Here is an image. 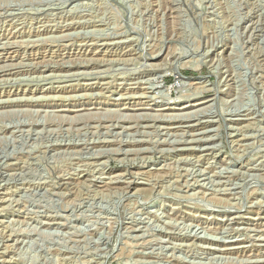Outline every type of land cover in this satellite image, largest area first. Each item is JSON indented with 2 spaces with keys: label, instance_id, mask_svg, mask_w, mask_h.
I'll list each match as a JSON object with an SVG mask.
<instances>
[{
  "label": "rangeland",
  "instance_id": "1",
  "mask_svg": "<svg viewBox=\"0 0 264 264\" xmlns=\"http://www.w3.org/2000/svg\"><path fill=\"white\" fill-rule=\"evenodd\" d=\"M0 264H264V0H0Z\"/></svg>",
  "mask_w": 264,
  "mask_h": 264
},
{
  "label": "bare ground",
  "instance_id": "2",
  "mask_svg": "<svg viewBox=\"0 0 264 264\" xmlns=\"http://www.w3.org/2000/svg\"><path fill=\"white\" fill-rule=\"evenodd\" d=\"M89 47H90V46H89ZM106 51H107V50H106ZM124 51H125V50H124ZM103 52H104V51H103ZM125 54H126V53H125ZM92 55H93V54H92ZM88 56H89V55H88ZM4 67H5V66H4ZM6 73H7V72H6ZM152 78H153V77H152ZM135 81H136V80H135ZM131 83H132V82H131ZM162 83H163V81H161V80H160V81H159V80L157 81V80H156L155 84H156L157 89H160V85H161ZM202 84H203V82H202ZM60 88H61V87H60ZM204 88H205V87H204ZM141 89H142V88H141ZM138 91H139V90H138ZM167 92H168L169 95L172 94V92H171L170 90L167 91ZM196 104H197V103H196ZM164 105H165V104H164ZM167 106H169V105H167ZM174 106L176 107L175 104H174ZM178 106H179V105H178ZM150 108H151V107H150ZM152 108H153V107H152ZM169 108H171V106H169L168 109H169ZM155 109H156V108H155ZM172 109H173V108H172ZM68 110H69V109H68ZM85 110H86V109H85ZM179 112H180V111H179ZM138 117H139V116H138ZM194 117H195V116H194ZM155 119H156V118H155ZM155 119H154V120H155ZM157 119H158V118H157ZM157 119H156V120H157ZM185 126H186V125H185ZM173 127H176V126H173ZM183 127H184V126H183ZM165 129H166V128H165ZM1 178H2V177H1ZM130 185H131V184H130ZM135 190H136V189H135ZM259 223H260V222H259ZM237 247H238V246H237ZM226 248H227V247H226ZM233 248H235V247H233ZM240 248H241V247H240ZM243 248H244V247H243ZM221 249H223V248H221ZM227 250H228V249H227ZM258 253H259V252H258ZM220 254H221V253H220ZM242 255H243V254H242ZM249 257H250V256H249Z\"/></svg>",
  "mask_w": 264,
  "mask_h": 264
}]
</instances>
